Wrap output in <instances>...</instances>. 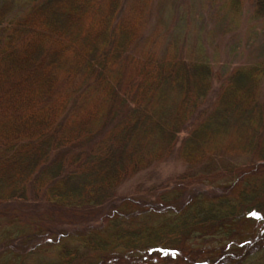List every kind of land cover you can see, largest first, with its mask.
Returning <instances> with one entry per match:
<instances>
[{
  "label": "trees",
  "instance_id": "1",
  "mask_svg": "<svg viewBox=\"0 0 264 264\" xmlns=\"http://www.w3.org/2000/svg\"><path fill=\"white\" fill-rule=\"evenodd\" d=\"M147 5L0 0V264H263L264 46L214 68Z\"/></svg>",
  "mask_w": 264,
  "mask_h": 264
},
{
  "label": "rangeland",
  "instance_id": "2",
  "mask_svg": "<svg viewBox=\"0 0 264 264\" xmlns=\"http://www.w3.org/2000/svg\"><path fill=\"white\" fill-rule=\"evenodd\" d=\"M147 2L148 11L145 15L147 18L150 17L147 19L148 25L153 29L156 27L161 29L157 38L160 40L159 45H163L170 38H176L179 52L184 56L207 58L214 68L244 65L262 57L260 48L264 46L262 43L264 37L260 32L259 22L252 18L249 11L242 10L237 23L233 24L227 18L223 22L219 20L220 0H147ZM161 15H164V20ZM161 167L163 173L167 174L174 170H182L183 164L170 162ZM128 185L130 183L124 184L123 187ZM123 187L119 189L122 190ZM209 257L201 254L197 258L175 264H211L212 260ZM237 263L230 260L218 262Z\"/></svg>",
  "mask_w": 264,
  "mask_h": 264
}]
</instances>
